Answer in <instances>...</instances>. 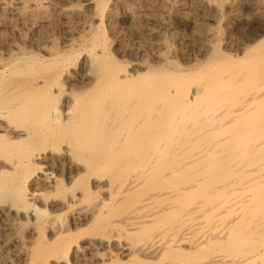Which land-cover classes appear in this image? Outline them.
I'll list each match as a JSON object with an SVG mask.
<instances>
[{"label": "bare ground", "instance_id": "6f19581e", "mask_svg": "<svg viewBox=\"0 0 264 264\" xmlns=\"http://www.w3.org/2000/svg\"><path fill=\"white\" fill-rule=\"evenodd\" d=\"M193 9L244 38L221 50L200 24L168 44L148 17L195 26ZM13 21L0 233L29 228L18 263L264 264V0H0Z\"/></svg>", "mask_w": 264, "mask_h": 264}, {"label": "rangeland", "instance_id": "374dc122", "mask_svg": "<svg viewBox=\"0 0 264 264\" xmlns=\"http://www.w3.org/2000/svg\"><path fill=\"white\" fill-rule=\"evenodd\" d=\"M74 5H76V2L74 1ZM195 12H194V11ZM192 10V12L195 14H193L194 16H195V18L197 19L196 21H195V26H197V28L195 29V26H193L192 24H188L187 22H184V21H181V22H179L178 23V21H175V20H168L167 18H169V17H162V15L161 14H156V13H154L153 11H150L149 12V14H150V16H148V17H151V18H153V19H156L157 21L158 20H160V21H163V22H165V23H168L167 25L169 26V28L168 29H164L165 31H163V34H165V36L166 37H164V39H166V41H167V43L168 44H172V43H175V42H188L189 40H191V39H193V36L194 37H197L199 34H200V31L198 30V28L200 27V24L203 26V27H208V28H210V29H212L215 33H218V36H217V39H218V41H219V39H221V41H219L220 43H221V46H223V47H221L220 46V49L221 50H226V48L227 47H225L224 45H222V44H224V39L227 37V36H233V38L234 39H243L244 38V34H242V31H241V29H240V27L238 26V25H234V24H232V23H229V22H227L226 21V24H225V21L223 22V23H220V22H218V20L216 21V19H214V18H211L210 17V15H206L204 12H202V11H200V10H198V9H193ZM200 11V12H199ZM201 13L203 14V15H201ZM148 14V15H149ZM156 14V15H155ZM155 15V16H154ZM197 15V16H196ZM206 15V16H205ZM147 16V15H146ZM154 16V17H153ZM200 16V17H199ZM205 16V17H204ZM157 17V18H156ZM161 17V18H160ZM206 17H209V18H206ZM165 18V19H164ZM208 19V20H207ZM166 20V21H165ZM159 21V22H160ZM210 21V22H209ZM199 24H198V23ZM206 22V23H205ZM218 22V23H217ZM14 23H16L15 21H13L12 22V25H10L11 27H9V25H3V26H1L2 28H0V31L2 30V32H0V33H2V34H5L6 36L8 35V36H12V34H20V33H22L23 32V34H29V32L23 27V26H20L21 27V29H18V32L15 30V26L17 25V23L16 24H14ZM172 23H173V25H172ZM187 23V24H186ZM228 23V24H227ZM122 24H123V26H122ZM184 24V25H183ZM203 24H205V25H203ZM225 24V25H224ZM15 25V26H14ZM189 25H190V27H189ZM233 25V26H232ZM13 26V27H12ZM18 26V25H17ZM227 26V27H226ZM22 27H23V29H22ZM119 27L123 30L124 28L126 29H124L123 30V34H132V33H135L134 32V30L133 29H135V28H132V26H131V24H130V22H128V23H124V22H121L120 23V25H119ZM187 27V28H186ZM189 27V28H188ZM239 27V28H238ZM6 28V29H5ZM12 28V29H11ZM17 28V27H16ZM10 29V30H9ZM237 29V30H236ZM26 30V31H25ZM130 30V31H129ZM132 30V31H131ZM192 30V31H191ZM197 30V31H196ZM9 31V32H8ZM126 31H128V32H126ZM167 31V32H166ZM12 34H11V33ZM14 32V33H13ZM24 32H26V33H24ZM191 32V33H190ZM197 32V33H196ZM136 34V33H135ZM177 35V36H175V35ZM197 34V35H196ZM168 35V36H167ZM182 35V36H181ZM31 35H29V39L31 38L30 37ZM167 37H169L168 39H167ZM174 37H176V38H174ZM32 38H33V36H32ZM31 38V39H32ZM28 39V40H29ZM183 39L185 40V41H183ZM139 39L138 38H134V36L133 37H130V36H127L126 38H125V44L127 45L128 43V46H130V47H134V45L135 46H137L138 44H139V42L140 41H138ZM128 41V42H127ZM136 41H138V42H136ZM175 41V42H174ZM133 44V45H132ZM189 48V47H188ZM187 48V50L190 52V53H192V48H189V49H191V50H189ZM2 204H7V203H2ZM0 227H2V225L4 226L6 223L5 222H0ZM29 230V228H23L22 230H20L19 232H20V234H19V232H17V234H16V236H18L17 238H25V241H26V237L28 236V234H27V232H28V230ZM4 233V234H3ZM3 233H0V251H2L3 253H1L0 255H9V256H12L13 258H14V260H16V261H14V262H16V263H14V264H20V263H18V262H20V261H18V259L17 258H15V254H17V251H18V246L14 243L15 241H14V239L16 238V236L14 237L13 236V234L11 235V233H8V232H6V231H3ZM8 233V234H7ZM19 234V235H18ZM3 236H4V238H3ZM10 236V237H9ZM8 238H10V239H8ZM2 239H4V240H2ZM22 240V239H21ZM7 241V242H6ZM2 242V243H1ZM12 243V244H11ZM3 244H5V246L3 245ZM7 244V245H6ZM10 245V246H9ZM4 246V248H2ZM8 246V247H7ZM14 246V247H13ZM16 249V250H15ZM5 250V251H4ZM6 251H8L7 253H6ZM5 253V254H4ZM5 255V256H6ZM0 264H3L2 262H1V259H0Z\"/></svg>", "mask_w": 264, "mask_h": 264}]
</instances>
